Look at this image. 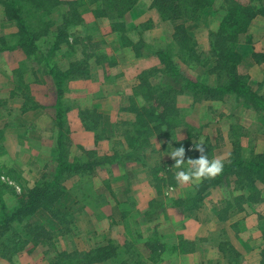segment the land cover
<instances>
[{
  "label": "rangeland",
  "instance_id": "1",
  "mask_svg": "<svg viewBox=\"0 0 264 264\" xmlns=\"http://www.w3.org/2000/svg\"><path fill=\"white\" fill-rule=\"evenodd\" d=\"M2 1L0 0V18L3 17L1 12H5L1 7ZM203 1L205 6L200 11L201 17L191 18L188 13L190 9L184 11L183 7L179 10L173 8L177 0L172 2L169 0L165 2V5L152 0L148 10L147 7L143 9L138 7L139 0H132L122 12L107 10L104 16L92 13L100 2L91 5L84 0H52L49 7L46 5V8H42L35 0H23L22 3L27 6V9L29 8L30 13L25 14L22 11L21 19L26 20L34 33L44 34L33 44L28 45L15 44L16 38L11 36L18 35V29L9 15L5 16L7 20L1 21L0 35L7 34L5 39L8 42L5 45L0 44V83L1 80L13 82L17 85V92L26 91L30 85L31 89H29L33 98L28 106H31L40 96L45 104H50L52 96L56 97L55 92L53 93L55 78L51 69L64 73L72 71L71 68L75 62L77 65L75 67H78L81 74L68 78H87L83 74L85 71L88 75L97 77L99 74L95 73L94 68L97 67L98 62H103L104 54L111 52V43L119 49L132 52L133 46H138L141 54L147 53L146 55L155 57L154 61L159 69L143 72L134 85L133 79L129 80L124 70L121 76L110 75L113 79L109 82L114 85L106 93L110 97L107 98L110 100L106 120H102L101 117L97 119L96 116L89 114L85 115V108H79L83 116V124L87 121L88 126H91L86 130L95 132L94 139L91 140L95 145L94 149L84 148L83 150L82 146L73 149V145L69 146L67 139L57 147L55 155L59 156L65 152L67 158L73 162L86 163L93 158L99 161L107 159V161L95 167L90 175L87 173L82 177L73 175L65 178L62 181L64 183L58 185L59 191L63 188L64 193L66 190L70 193L62 203L75 206L72 211L65 212L69 214L65 218L66 227L57 224L52 214L51 218L48 215H32L28 224L18 228H16L17 224L12 223V228L14 230L16 228L14 231L16 234L6 231L4 237L19 235L24 245L19 246L16 252L6 255L7 257H0V264H49L53 260L62 262L63 258H67L63 264H78L77 258L70 260L71 254L87 253L99 247V244L109 242L120 246L118 257L100 264H134L136 258L142 259L147 264L146 254L136 247V235L150 233L145 229L152 228L155 224L165 225V219L159 215L163 206L173 207L175 200L192 199L195 195L194 186L201 181L179 183L177 187L164 188L160 196H154L155 192L153 188L150 189L147 186L146 180L149 184L148 169L152 168L155 162L166 164V170L175 174L178 169L173 166L175 161L170 157L174 148L185 149V160L196 159L201 155L196 146L201 143L204 144L205 154L210 160L219 158L223 163L237 145L243 149L241 153L245 159H255L264 155V111L253 107L254 103H246L243 98L237 99L235 96H226L221 100H210L204 95L197 98L193 90L185 86L188 81H192L212 88L217 87L224 84L235 71L236 75L248 78V86L252 93L263 102V86L261 87L259 83L262 82L264 85V69L260 68L257 62L255 66L248 57L252 58L253 54H262L261 51H264V45L263 50L261 48L258 50L256 43L257 39L264 40V22L260 25L256 24V27L252 29L250 21L246 32L238 35L234 45L240 61L226 73L223 67L224 61L216 55L215 50L213 51L210 38L211 34L216 33L227 11L233 5L226 3L225 0ZM235 1L249 7L258 5L255 8L257 12L264 6V0ZM103 3L105 4L102 2V5ZM151 16L156 24L152 23ZM258 16L264 18L263 15L255 17ZM134 20H136V27L131 29L130 25L133 26ZM177 27L181 28L190 39L189 46L183 51L178 48L173 38ZM249 30H253L254 34H251ZM14 31L16 33H13ZM110 34L114 36V39H111L112 42L109 41ZM133 34H137L144 42L134 43V45ZM76 37L80 40L74 44ZM230 42L232 41H228L229 46H231ZM158 54L166 55L172 67L161 63ZM122 61L125 63L131 61L128 53L127 55L123 53ZM104 63L108 68H111V64H116L113 57L109 56ZM31 73L35 74L36 79L31 77ZM22 74L26 79L24 81L20 79ZM45 77L47 80L53 79L52 84H47ZM122 77L129 82H123ZM89 82L91 83V80ZM67 83L68 81L59 91L55 89L62 101L67 97L73 100L81 99V96L89 93L88 91L92 97H102L100 90L94 94L89 86L75 87L73 84L67 86ZM87 102L88 99L83 105ZM171 103H174L172 106L176 111V117L165 113V108ZM77 105L79 107L81 103ZM133 108L139 112L148 111L150 117L147 118L146 113L142 122L147 121L146 123L152 127L158 124L159 130H153L151 135L146 134V130L137 125ZM104 121L106 126H103ZM100 130H115L116 136L114 139L106 137L98 147L97 142H101L104 137ZM133 141H137L135 147ZM193 149H196L197 154L195 157H189L187 153ZM40 167L31 166L34 171L29 173L27 170L25 172L20 170V175L25 181H18V184L0 176V187L2 184L9 185L16 196L21 195L31 186L37 185L33 182L39 177L37 168ZM10 176L15 177L11 173ZM232 180H234L233 177L229 178L228 182ZM42 182H45V179H41L39 183ZM256 189L259 196H255V202H251V205L241 203L240 208L234 202L239 193L233 191L231 185L226 187L225 183L210 189L204 200L195 203L193 208L189 210L185 208L187 212L206 209L208 213L211 211L213 217L218 220V223L215 222L216 225L212 226L208 217L203 216L201 211L199 213V219L208 222L209 225L195 241L204 248H209V256L216 252L214 259L211 258L212 264H221V262L222 264H261L264 257V184L256 183ZM149 190L154 198L146 194ZM5 191V186H2L0 210L2 208L3 211L10 213L11 210H8L10 201L18 203V197L15 198V194L13 195L9 190H7L9 192ZM133 194L135 197L140 194V197L133 198ZM3 196H6L4 201ZM152 200L155 202L151 207L149 203ZM224 202H229L230 207L225 206ZM54 206L56 207V204ZM55 207L51 209L54 211ZM215 207L222 209L223 221L217 217ZM78 209H86V211L89 209L90 219L84 216H73ZM190 216L192 217L191 214ZM115 219L123 225L120 227L125 228L124 232L111 229V223L115 224ZM48 220L56 222L55 230L51 228V224H48ZM88 224H91L90 227ZM109 225L111 228L107 230ZM61 226L64 231L57 232ZM98 231H102L99 237ZM103 234L107 237H103ZM130 240L133 241V253H125L120 243ZM158 244L159 240L156 244L154 242V246ZM61 254L64 255L60 256ZM196 260L194 259L193 262ZM194 264L211 263L196 261Z\"/></svg>",
  "mask_w": 264,
  "mask_h": 264
},
{
  "label": "crops",
  "instance_id": "2",
  "mask_svg": "<svg viewBox=\"0 0 264 264\" xmlns=\"http://www.w3.org/2000/svg\"><path fill=\"white\" fill-rule=\"evenodd\" d=\"M151 5H152V0H139L138 2V7H142V9L147 7L148 10L151 7ZM1 14L3 17L0 18V23L2 24L1 21L4 22L5 20H7V17H5L6 16L5 12L2 11ZM152 15H154L153 11H152ZM152 17L153 16H151L150 19H152V23L154 24L155 20ZM262 18L263 17L260 16L254 17L251 20L250 27L254 29V27H256L255 26L256 24L260 25V23L264 22L263 20L264 18L263 19ZM135 25H136V20L133 21V26L130 25V28L135 29L136 27ZM249 32L251 34H254L253 30H249ZM13 33L16 32L14 31ZM6 35H2V36L0 35V37L6 38L7 37ZM111 39H114L113 34L109 35V41H111ZM141 39L142 38H140L137 34H133V44L134 43L136 44L138 42L140 43L141 41L144 42ZM256 43L258 46V50H260V48L263 50L262 46L264 45V40L257 39ZM108 52L109 51H107V53ZM253 52L255 53V51ZM123 53H125V55H127L128 53L129 58L131 60L129 61V63H125L122 61ZM261 53L264 54V51H261ZM146 54L147 53H144L141 54L140 57H136L134 53V49L133 52L131 50L119 49L115 44L112 45L111 43V52H109V54H104L105 56H103L102 58L103 62L102 61L98 62L97 67L94 68L96 71L95 73L99 74L97 75V77L94 78L92 74L90 76L88 75V72H86L84 76L87 78H82V79L68 78L62 82V86L67 81H68L67 86H69L70 84L71 85L73 84L75 87L77 85L80 86L83 85L87 87L89 86L91 88V92H93L94 94H96L100 90L99 92H101L102 97H92L91 95H89L90 91H88L89 93H87L86 90L87 94L85 96H81L82 97L81 99L75 98L76 100H73L67 97L66 100L62 101L60 99V96H57V91H55L56 89L55 87L54 91L53 90L52 91L53 93L55 92L54 94H56V97L52 96L50 104H45L43 102L44 100L40 96L37 97L36 100H34L31 106H28V104L32 102V98H33V95L30 91L31 89L30 85H29L30 89L27 88L26 91L22 92L21 90L17 92L16 84H14L13 82H5L1 80L0 83V176H3L5 179H8L10 181L12 180L16 184H18V181H22V182L25 181L24 177L22 178L20 175V170H22V172H25L27 170L28 171L27 173H29L34 171V169H32L31 166L33 168H36V166L37 167L41 166L40 168H37L39 171V177L37 178V180L36 179L34 180L33 184L34 183L38 184L39 182H41V179L42 180L45 179V182H48L53 179L55 169L59 162V157L55 155V152L60 144H63V142L67 141L68 139L69 146L73 145L74 147L73 149H75V147H77V149L81 148V146L83 147L81 148L83 150L94 149L95 145L92 144L91 140L94 139L95 132L94 131L90 132L86 130L89 129V127L83 124V116L82 113L79 111V108L81 107L85 108L86 110L84 112L85 115H88V113H94L97 119L101 117L102 120H106L107 106L110 100L107 99L110 97L107 96L106 93L114 85V84H110L109 82L110 80L113 79V77L111 76H115V77L121 76L124 70L126 72L124 74L127 76V78L129 80L133 79V85H134L143 72L150 69L152 70L156 68L159 69L158 64L156 63V61H154L155 57L153 58V56L151 55L149 56ZM108 56L113 57L116 63V64H111V68H108V66L104 63L106 57ZM248 60L252 61L255 66L257 65L255 64V61H253V58L248 57ZM73 64L75 65L76 63L74 62ZM112 65L115 66L112 67ZM258 65L260 66V68L264 69L263 62H260ZM118 66H121L122 68L126 66L128 68L120 69ZM67 73H69V71H66V74ZM31 77L33 79H36L35 74L31 73ZM20 79H23L24 81L25 78L23 74L22 76L20 75ZM87 79L91 80V83ZM124 79L125 78L122 77V80ZM45 80L47 84L49 85L52 84L51 80L53 81V79L47 80L45 77ZM129 80H124L123 82L126 83L127 81L129 82ZM34 84L38 85L37 82H34ZM259 84L261 85V87L263 86L262 92H264L263 83L261 82ZM86 99H88V102L86 105H83ZM79 102L81 103V105L78 107L77 103L80 104ZM59 121L62 126V130H60L58 127ZM103 126H106V121L103 122ZM100 132L103 133L102 135H104V137L101 142L99 141L97 142L98 147L101 143H103L106 137L110 139L111 138L114 139L116 136L115 130H109V131L100 130ZM68 161L73 162L72 160L69 159ZM10 173L13 174L15 177H11ZM39 178L40 180H38ZM63 183L64 182H62V184ZM146 184L150 189H152V187L148 184L147 180H146ZM4 186L6 191L9 190L10 192H12L13 195L15 194L11 186L9 185H4ZM32 188L33 187L31 186L27 190ZM146 194H148L150 198H154V196H157L156 192L153 196L150 190L146 192ZM69 195H70L69 191L66 190L63 196H61L60 200L55 203L56 209H59L63 213L73 210V208L75 207L74 205L68 206V203H62V201L66 199ZM14 196L16 198L19 197L20 194H18L17 196L15 194ZM137 197H140V194H137L136 197L135 194H133V198H137ZM5 198L6 196H3L2 198L3 201ZM17 205H18L17 202L10 201L8 210H12L16 208ZM88 211H86V209H78L73 216L75 217L84 216L86 219H90ZM200 211L203 213V216L208 217L209 222L212 226L218 223V220L213 217L214 215L210 210L209 213L208 211H206V209H199V210H193L187 212L184 208L170 207V206L166 207L164 205L161 211L159 212V215L163 216V218L166 221V224L165 225L155 224L152 226V228L145 229L150 233H145V234L139 233L138 235H136V247L140 248L141 251H144V254H146L145 262L147 264L149 262L150 264H194L196 263V261L199 262L201 261V263L202 261H204L205 263L209 262L212 264L216 252L214 255L212 254L211 256H209V251H208L209 248H204L200 243H197V245L195 246L196 251H194L192 254L183 255L173 251V248L178 244L179 238L194 242L195 239L199 238L205 232L204 230L208 228L206 227L207 225H209L208 222H203L199 219ZM39 214L48 215L45 211L42 210L37 211L34 215H39ZM190 214L192 215V217L190 216ZM49 218L51 217L49 216ZM75 220H77V218H75ZM114 222L115 224L111 223L112 228L109 225L107 230L111 228L113 230L116 229L122 232L125 231L124 230L125 228L121 229L120 226L123 227V225L119 223L117 219H115ZM55 223L56 222H53L52 220L50 221L48 220V224H51L50 226L54 230L56 229L54 227H57ZM90 225L91 224H88L89 227ZM92 225H94L93 230L95 231L96 230L95 224L93 223ZM99 235H102V231H98V237ZM103 237H107V235L103 234ZM156 238L159 239V244L157 246H154V240ZM99 245L105 246L106 244H99ZM120 245L121 248L130 247L128 251L124 249L125 253L128 252L133 253L132 240L123 241L120 243ZM149 245L151 247H148ZM153 247H156L154 253H153L154 251ZM199 249L202 250L199 251ZM151 255H155L156 256L155 259H151L150 257ZM207 257L209 258L207 259ZM194 259L197 260L193 262Z\"/></svg>",
  "mask_w": 264,
  "mask_h": 264
},
{
  "label": "trees",
  "instance_id": "3",
  "mask_svg": "<svg viewBox=\"0 0 264 264\" xmlns=\"http://www.w3.org/2000/svg\"><path fill=\"white\" fill-rule=\"evenodd\" d=\"M23 0H3L1 2V7L5 10V15H9L11 19H13L16 23L18 29V35L11 36L12 38H16L15 44H33L41 35L44 34H37L29 28V25L26 23V20L21 19L22 11L25 14H29L30 10L27 9V6L22 3ZM37 4H39L42 8H46L50 6L52 0H35ZM91 5H97L96 10L92 13L95 15H103L106 13L107 10L111 11H121L126 7V5L131 2L132 0H84ZM169 0H154V2L159 3L161 5H165V2ZM172 2V0H170ZM226 3H230L233 6L227 11V14L223 18L222 22L219 25L218 30L216 33L211 34V46L213 51L215 50L219 58L224 61L223 66L227 71H230L231 68L239 64L240 56L236 52V47L234 44L237 42V37L240 34H244L246 29L249 26L250 21L257 15L264 16V6L260 11H256L255 8L258 5H252L249 7L248 5H241L235 3V0H225ZM102 2H105V4ZM205 1L203 0H177L176 5L173 8H177L179 10L180 7L184 8V11L189 10L188 13L190 14L191 18L201 17L200 11L205 6ZM211 4V1H210ZM71 6V4H70ZM72 8V7H71ZM121 14L119 15V17ZM21 35V36H19ZM175 41L178 44V48L186 50V47L189 46L190 39L186 35L181 28L175 29V34L173 36ZM58 39V38H57ZM80 39L77 37L74 39V44H76ZM231 40V46H229L228 41ZM5 37H0V44H6ZM14 45V44H13ZM138 46H133L134 53L136 57H140L141 53ZM159 60L164 65L172 67V64L168 61L166 55L158 54ZM252 58L255 62L264 63V54H253ZM76 65V64H75ZM72 66L69 73L60 72V71H53L51 69V73L54 75L55 78V87L57 91L60 90L62 87V82L66 80L69 76H73L79 73L78 67ZM77 66V65H76ZM86 74V71L83 72ZM186 88L189 90H193V94L197 96V98L205 96V98L210 100H221L226 96H235L237 99L243 98L246 100V103H254L252 105L255 108H258L259 111H264V101L261 102V99L257 97L256 94L252 93L250 87L248 86V78L246 76L236 75L235 71L231 73L229 79L222 85L217 87H209L198 82L188 81ZM170 90V89H169ZM60 96V94H57ZM171 103L169 106L165 108V113L176 117V111L173 110V106ZM133 112L136 114V123L139 128L146 130V134L151 135L153 130H159L158 124L150 126L145 121L142 122L144 116L147 118L148 111L139 112L135 108H133ZM91 116H95L94 113H88ZM90 117V116H89ZM147 120V119H146ZM85 124L88 126V122L86 121ZM150 126V127H149ZM58 127L62 130V126L60 121L58 122ZM91 128V126H88ZM138 128V130H140ZM137 134L140 132H136ZM60 144V143H59ZM137 141H133V146L135 147ZM62 145V144H60ZM170 145V144H169ZM209 152V151H207ZM243 149L237 145L233 149V152L228 156L226 162L224 163L223 170L220 174L216 175L215 177H207L201 179L200 183L194 186L195 195L192 199L188 200H175L173 203V207L178 208H186L191 209L195 205V203L201 202L204 200L209 194V190L213 189L218 185H222L225 183L226 187L231 185L233 191L239 193L237 196V200L235 198V205H238L240 208L241 203L245 204H252L251 202H255V196H259V193L256 191V183L261 182L264 184V155L255 157V159H245L242 155ZM60 154V153H59ZM58 154V155H59ZM197 152L196 149H193L191 152H188L187 155L189 157L196 156ZM200 156V155H199ZM59 162L55 169V173L53 175V179L48 182H42L35 185L32 189L26 190V192L22 193L18 199V205L16 208L12 209L10 213L3 211L1 208L0 210V257H7L6 255L12 254L16 252V249L19 246L24 245L22 242L21 237L15 236L12 237H4V233L9 231L11 234L15 233L14 231L16 228L23 226V224H28L32 215H34L37 211L42 210L45 211L50 217H52L57 221V224H62L64 227L67 226V222L65 218L69 214L60 212L59 209L57 210L54 206L55 202L59 199V197L64 193V189L62 188L59 191L58 185H61L62 181L70 176L78 175L83 176L86 173L92 174L95 167H98L101 164H104L107 159H102L103 161H99L93 158L86 163L83 162H69L66 156V153H61L59 156ZM147 177L149 178V184L155 190L156 195L160 196L162 194V190L164 188H174L179 185V183L175 180V174L169 170H166V164L155 162L153 167L148 169ZM233 177L234 180L228 182L229 178ZM4 185H1V187ZM0 187V188H1ZM241 193V196H240ZM257 193V194H255ZM237 201V202H236ZM155 200H152L149 203V206L153 205ZM228 208L230 207L229 202H224ZM190 205V206H189ZM55 207L54 211L51 209ZM152 207V206H151ZM217 212V217L223 221V214L222 209L214 208ZM58 214V215H57ZM61 216V217H60ZM52 218V219H53ZM66 223H65V222ZM15 223L18 226L15 230L12 228L11 224ZM10 228V229H9ZM64 231L62 226L58 229L57 232ZM16 234V233H15ZM3 238V239H2ZM158 238L154 240L155 244ZM159 240V239H158ZM16 242H20L17 243ZM197 245L196 241H187L182 238L178 239V244L173 248V251L177 252L178 254H192L195 251V246ZM222 246V244H221ZM148 247H151L150 245ZM223 247V246H222ZM130 247L123 248L125 250H129ZM224 248V247H223ZM122 249V248H121ZM155 252L156 247H153ZM118 251H120V246L109 242L105 246H99L89 252L84 253H73L69 256L70 260L77 258L78 264H100L107 261H112L118 257ZM64 254H61L62 256ZM138 256V255H137ZM136 256V257H137ZM151 259H155V255L150 256ZM158 257V256H157ZM63 261H66L67 258H63ZM59 260V259H58ZM134 264H145L142 259L136 258L134 259ZM53 260L49 264H63V261L55 262ZM131 262V261H130ZM120 264V263H119ZM261 264H264V257L261 260Z\"/></svg>",
  "mask_w": 264,
  "mask_h": 264
},
{
  "label": "clouds",
  "instance_id": "4",
  "mask_svg": "<svg viewBox=\"0 0 264 264\" xmlns=\"http://www.w3.org/2000/svg\"><path fill=\"white\" fill-rule=\"evenodd\" d=\"M196 148L201 152L199 158L185 160V149L174 148L170 157L175 161L174 167L178 169L175 180L178 183H188L192 180H201L207 177H215L223 170L224 163L221 159H209L205 154V146L201 143Z\"/></svg>",
  "mask_w": 264,
  "mask_h": 264
}]
</instances>
